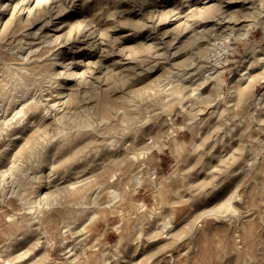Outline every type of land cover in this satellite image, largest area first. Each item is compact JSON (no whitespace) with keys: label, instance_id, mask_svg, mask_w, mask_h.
<instances>
[{"label":"rangeland","instance_id":"rangeland-1","mask_svg":"<svg viewBox=\"0 0 264 264\" xmlns=\"http://www.w3.org/2000/svg\"><path fill=\"white\" fill-rule=\"evenodd\" d=\"M256 17L264 0H0V264H264V78L229 84L263 25L219 43ZM44 193L47 235L21 230Z\"/></svg>","mask_w":264,"mask_h":264},{"label":"bare ground","instance_id":"bare-ground-1","mask_svg":"<svg viewBox=\"0 0 264 264\" xmlns=\"http://www.w3.org/2000/svg\"><path fill=\"white\" fill-rule=\"evenodd\" d=\"M181 1V0H180ZM219 1V0H218ZM11 2V1H10ZM157 2V1H156ZM189 2V1H188ZM191 2V1H190ZM193 2V1H192ZM54 3V2H53ZM260 3V2H259ZM167 4V3H166ZM191 4V3H190ZM249 4V3H248ZM247 4V5H248ZM254 4H255V2H254ZM60 5V4H59ZM179 5V4H178ZM189 5V4H188ZM195 5V4H194ZM251 4H249L248 6L249 7H251L250 6ZM25 6V5H24ZM57 6V5H56ZM150 6V5H149ZM197 6V5H196ZM221 6V5H220ZM255 6V5H254ZM253 6V7H254ZM175 7H177V6H175ZM191 7V6H190ZM201 7V6H200ZM237 7V6H236ZM257 7V6H256ZM59 8V7H58ZM123 8V7H122ZM155 8V7H154ZM192 8V7H191ZM197 8H198V6H197ZM213 8L214 7H212V6H209V7H207V9L205 10V12L206 13H208V14H211L212 12H213ZM240 8V7H239ZM238 8V9H239ZM261 8V7H260ZM46 9V8H45ZM230 9V8H229ZM60 10V9H59ZM62 10V9H61ZM188 10V9H187ZM186 10V11H187ZM191 10H193V9H191ZM195 10V9H194ZM231 10H232V8H231ZM237 10V9H236ZM217 11V10H216ZM225 11V10H224ZM258 11H259V9H258ZM53 12V11H52ZM57 12V11H56ZM136 12V11H135ZM194 12V11H193ZM230 12H232V11H230ZM259 12H261V11H259ZM219 13V12H218ZM224 13V12H223ZM262 13V12H261ZM54 14V13H53ZM59 14V13H58ZM185 14V13H184ZM221 14V13H220ZM257 14V13H256ZM181 15H183V14H181ZM190 15V14H189ZM228 15V14H227ZM238 15V14H237ZM239 15H240V13H239ZM253 15V14H252ZM177 16V15H176ZM245 16V15H244ZM50 17H52V16H50ZM171 17V16H170ZM189 17V16H188ZM205 17V16H204ZM224 17V16H223ZM222 17V18H223ZM45 18H47V17H45ZM53 18V17H52ZM193 18V17H192ZM211 18V17H210ZM216 18V17H215ZM215 18H214V20H215ZM176 19V18H175ZM182 19V18H181ZM217 19V18H216ZM221 19V18H220ZM245 19V18H244ZM42 20V19H41ZM48 20V19H47ZM178 20V19H177ZM189 20V19H188ZM192 20V19H191ZM210 20V19H209ZM212 20V19H211ZM223 20V19H222ZM226 20V19H225ZM230 20V19H229ZM246 20V19H245ZM249 20V19H248ZM55 21V20H54ZM185 21V20H184ZM195 21V20H194ZM201 21H202V19H201ZM204 21V20H203ZM202 21V22H203ZM216 21V20H215ZM221 21V20H220ZM228 21V20H227ZM237 21V20H236ZM240 21V20H239ZM9 22V21H8ZM49 22V21H48ZM51 22V21H50ZM189 22V21H188ZM197 22V21H196ZM210 22V21H209ZM209 22H207L206 24H208ZM213 22V21H212ZM175 23V22H174ZM176 23H178V22H176ZM192 23H194V22H192ZM9 24V23H8ZM198 24H201V22L199 23L198 22ZM203 24H205V23H203ZM211 24V23H210ZM221 24V23H220ZM223 24H225V23H223ZM238 24V23H237ZM263 25V28H264V21L263 20H261L259 17H256L254 20H252L251 19V21L250 22H248V23H246V24H244L243 26H239V27H235V26H227V23H226V25L225 26H227V27H224L223 29L224 30H226L228 27H229V29H232L222 40H221V42H219L220 43V45H221V43L222 44H224V45H227L228 43H231L233 40H236V39H240V38H243V37H246V36H248L249 35V33H250V31H251V28L254 26V25ZM5 25H7V24H5ZM44 25V24H43ZM212 25V24H211ZM8 26V25H7ZM60 26V25H59ZM198 26V25H197ZM200 26V25H199ZM207 26H209V24L207 25ZM217 27H218V25H216ZM220 26V25H219ZM183 27V26H182ZM195 27V26H194ZM212 27H215V26H212ZM221 27H222V25H221ZM231 27V28H230ZM58 28V27H57ZM202 28V27H201ZM216 28V27H215ZM197 29H198V27H197ZM204 29V28H203ZM228 29V30H229ZM156 30V29H155ZM205 30H206V28H205ZM194 31V30H193ZM209 31V30H208ZM214 31V30H213ZM217 31V30H216ZM221 31H223V30H221ZM185 32V31H184ZM203 33V32H202ZM211 33V32H210ZM209 33V34H210ZM50 34V33H49ZM133 34V33H132ZM205 34V33H204ZM181 35V34H180ZM192 35V34H191ZM213 35V34H212ZM218 35V34H217ZM220 35H221V33H220ZM224 35V34H223ZM43 36H46V35H43ZM93 36V35H92ZM96 36V35H95ZM130 36V35H129ZM207 36H208V34H207ZM206 36V37H207ZM216 36V35H215ZM58 37V36H57ZM126 37H128V36H126ZM131 37H134V34H133V36H131ZM171 37V36H170ZM180 37V36H179ZM218 37V36H217ZM45 38V37H44ZM213 38V37H212ZM52 39V38H51ZM58 39V38H57ZM86 39H88V38H86ZM194 39H195V37H194ZM197 39V38H196ZM215 39V38H214ZM213 39V40H214ZM104 40V39H103ZM198 40V39H197ZM207 40V39H206ZM216 40V39H215ZM220 40V39H219ZM57 41V40H56ZM70 41V40H69ZM94 42V41H93ZM216 42H218L217 40H216ZM263 42H264V38H263ZM29 43V42H28ZM219 43H217V48H219ZM28 45V44H27ZM83 45V44H82ZM94 45V44H93ZM146 46V45H145ZM214 46V45H213ZM35 47V46H34ZM215 47V48H216ZM25 48V47H24ZM28 48H30V46L28 47ZM32 48V47H31ZM95 48V47H94ZM109 49V48H108ZM200 49V48H199ZM223 49V48H222ZM28 50V49H27ZM36 50V49H35ZM260 50H262L260 53V55L259 56H257V53L256 54H254V52H252L251 53V55L249 54V55H247L246 56V58L244 59L245 60V63H243L244 64V67L242 68V70H240V72H238V75H236V76H232L233 78H231V80L229 81V84L231 85V86H233V85H235L236 83H237V81H239L240 83H241V92H243V90L244 89H248L250 86H252V85H254L256 82H258V80H260V79H263L264 78V46L263 47H261V49H259V51ZM33 51V50H32ZM216 51V50H215ZM34 52V51H33ZM73 53V52H72ZM223 53V52H222ZM202 54V53H201ZM210 55V54H209ZM214 55L216 56L215 58H213L212 57V59L214 60H216L215 61V64H217V62H219V60H218V58H219V56H217V53H214ZM222 55V54H221ZM254 55L256 56L255 58H253L254 57ZM57 56V55H56ZM84 56V55H83ZM104 56V55H103ZM199 57V56H198ZM209 57V56H208ZM113 58V57H112ZM87 60H88V58H86ZM91 59V58H90ZM118 59H120V58H118ZM205 59V58H204ZM211 59V60H212ZM67 60V59H66ZM75 60V59H74ZM110 60V59H109ZM73 61V60H72ZM78 61V60H77ZM130 61V60H129ZM210 61V60H209ZM208 61V62H209ZM156 62V61H155ZM159 62H161V61H159ZM56 63V62H55ZM64 63V62H63ZM72 63V62H71ZM70 63V64H71ZM80 63V62H79ZM207 63V62H206ZM210 63H211V61H210ZM76 64V63H75ZM84 64V63H83ZM194 64V63H193ZM203 64V63H202ZM214 64V63H213ZM66 65V64H65ZM85 65V64H84ZM86 65H87V62H86ZM91 65V64H90ZM130 65V64H129ZM142 65V64H141ZM140 65V66H141ZM204 65V64H203ZM218 65V64H217ZM83 66V65H82ZM93 67V66H92ZM91 67V68H92ZM202 67V66H201ZM206 67V66H205ZM255 67H256V69H259V71H257L256 73H252V69H255ZM109 68V67H108ZM198 68V67H197ZM196 68V69H197ZM70 69V68H69ZM82 69V68H81ZM186 69V68H185ZM201 69V68H200ZM203 69V68H202ZM210 69V68H209ZM71 70V69H70ZM92 70V69H91ZM112 70V69H111ZM222 70V69H221ZM220 70V71H221ZM83 72V71H82ZM82 72H81V75H83L82 74ZM90 73V72H89ZM183 73V72H182ZM190 73V72H189ZM214 73V72H213ZM212 73V74H213ZM195 74V73H194ZM191 75V74H190ZM51 76V75H50ZM58 76V75H57ZM69 76V75H68ZM75 76V75H74ZM237 76H239V77H237ZM65 77V76H64ZM204 77V76H203ZM55 78V77H54ZM68 78V77H67ZM75 78V77H74ZM166 78V77H165ZM185 77H183V79H184ZM186 81V80H185ZM187 82V81H186ZM189 82V81H188ZM236 82V83H235ZM55 83V82H54ZM233 83V84H232ZM196 84V83H195ZM201 85V84H200ZM212 85V84H211ZM237 86V85H236ZM67 87V86H66ZM213 87V86H212ZM196 88V87H195ZM209 89V88H208ZM213 89V88H212ZM236 91V90H235ZM52 92V91H51ZM66 92V91H65ZM208 92V91H207ZM18 93H20V92H18ZM23 93V92H22ZM21 94V93H20ZM160 94V93H159ZM24 95H25V93H24ZM27 95V94H26ZM209 95V94H208ZM18 96V95H17ZM238 96V95H237ZM243 96V95H242ZM54 97V96H53ZM69 96H67V98H68ZM256 97H258V96H256ZM25 98V97H24ZM83 98V97H82ZM18 99V98H17ZM40 99V98H39ZM63 99V98H62ZM61 99V100H62ZM73 99V98H72ZM38 99H36V101H37ZM241 100H242V98H241ZM41 101V100H40ZM43 101V100H42ZM72 101H74V99L72 100ZM18 102V101H17ZM23 102V101H22ZM75 102V101H74ZM34 103H35V98H34ZM38 103H39V101H38ZM47 103H49V102H47ZM17 104V103H16ZM20 104H21V102H20ZM43 104V103H42ZM52 104H53V102H52ZM57 104V103H56ZM11 105H12V103H11ZM28 105H30V104H28ZM37 105V104H36ZM35 105V106H36ZM11 107V106H10ZM26 107H27V105H26ZM46 107V106H45ZM55 107V106H54ZM29 108H31V107H29ZM12 109V108H11ZM17 109V108H16ZM20 109V108H19ZM40 109V108H39ZM86 109V108H85ZM30 110V109H29ZM42 110V109H41ZM13 111V110H12ZM19 111H22V110H19ZM89 111V110H88ZM87 111V112H88ZM14 112V111H13ZM84 112V111H83ZM20 114H18L17 112L15 113V114H13V116L12 117H9V118H6V121H4L3 120V122L6 124L5 125V127H9L10 125H12L13 123H15L14 121H16V119L17 118H20V117H22L23 116V111L22 112H19ZM48 113V112H47ZM68 113V112H67ZM25 115H26V113H24ZM76 114V113H75ZM85 114V113H84ZM10 115V114H9ZM18 115H19V117H18ZM40 115V114H39ZM38 115V116H39ZM51 115V114H50ZM64 115V114H63ZM78 115V114H77ZM87 115H89V113L88 114H86V117H87ZM8 116V115H7ZM61 116V115H60ZM6 117V116H5ZM62 117H64V116H62ZM61 117V118H62ZM78 117V116H77ZM2 118H3V116H2ZM55 119H56V117H55ZM173 119V118H172ZM32 120V119H31ZM63 120V119H62ZM61 120V121H62ZM59 121V120H58ZM262 121V120H261ZM82 123V122H81ZM87 124V123H86ZM90 124V123H89ZM45 126H47V125H45ZM50 126V125H49ZM88 126V125H87ZM48 128V127H47ZM1 129V128H0ZM20 129H22V128H20ZM7 130V129H6ZM5 131V130H4ZM62 131V130H61ZM9 133H10V131H9ZM16 134H18V133H16ZM240 133H238V135H239ZM14 136V135H13ZM52 136V135H51ZM13 138V137H12ZM51 138V137H50ZM240 138V137H239ZM22 139V138H21ZM14 141V140H13ZM24 142V141H23ZM27 142V141H26ZM45 142H46V140H45ZM69 142V141H68ZM7 143V142H6ZM239 143V142H238ZM13 144V143H12ZM46 144V143H45ZM48 144V143H47ZM39 145V144H38ZM41 145H44V144H41ZM26 146V145H25ZM240 146V145H239ZM39 147V146H38ZM36 148H37V145H36ZM42 149H43V147H42ZM37 150V149H36ZM39 150V149H38ZM33 151V150H32ZM40 151V150H39ZM147 152H149V150H142V151H139L138 153H134L133 155H131V157H133V158H145V156L147 155L146 153ZM233 152V151H232ZM37 153V152H36ZM42 153V152H41ZM40 153V154H41ZM175 153H176V155H177V157H179L182 153H183V151H182V149L178 146V144H176L175 143ZM52 156V155H51ZM36 157H37V155H36ZM38 157H39V155H38ZM41 158V157H40ZM147 158V157H146ZM37 160H39V158L37 159ZM49 160V159H48ZM40 161V160H39ZM49 161H51V160H49ZM37 162V161H36ZM251 162V161H250ZM20 163V162H19ZM251 164V163H250ZM145 165V164H144ZM16 166V165H15ZM39 167H40V164H39ZM145 166H141L139 169H137V171H135L133 174H134V178H135V180L137 181V183H139V185L141 186L143 183H144V178H143V175H144V168ZM149 167V166H148ZM12 169V168H11ZM3 170H4V168H3ZM5 170H6V168H5ZM8 170V169H7ZM175 170V169H174ZM14 172H15V170H14ZM41 172V171H40ZM173 173V175H174V172H173V170H171V171H169L167 174H165L163 177L165 178V179H167V178H169L170 177V175ZM11 175L13 174L12 172L10 173ZM36 174V173H35ZM39 174V173H38ZM74 174V173H73ZM116 174V173H115ZM132 174V175H133ZM29 175V174H28ZM27 175V176H28ZM31 175V174H30ZM34 174H32L31 176H32V178H30V180L32 179L33 180V177L35 176H33ZM70 175V174H69ZM84 175V174H83ZM147 175L149 176V178H150V180L152 181V182H154V184L157 186V187H160V185L156 182V178L154 177V174L149 170L148 172H147ZM14 176V175H13ZM38 176H41V174L40 175H38ZM0 177H2L1 179H6V173H3L2 174V176H0ZM113 177V176H112ZM116 177H117V175H116ZM115 177V178H116ZM133 177V176H132ZM65 178V177H64ZM72 178V177H71ZM114 178V179H115ZM34 179H35V177H34ZM65 179H67V178H65ZM113 179V180H114ZM147 179V178H146ZM56 180V179H55ZM33 181H35V180H33ZM37 181H39V180H37ZM51 181V180H50ZM49 181V182H50ZM63 181V180H62ZM68 181V180H67ZM53 182V181H52ZM74 182V181H73ZM54 184V183H53ZM102 184V183H101ZM59 185V184H58ZM60 185H61V183H60ZM49 186V185H48ZM51 186V185H50ZM78 186V185H77ZM62 187V186H61ZM48 188V187H47ZM4 189H5V187H4ZM25 189V188H24ZM21 190V189H19L18 187L16 188V187H13V188H11V190H9V191H3V194H4V196L6 197V196H8V194L9 193H11V194H13L14 192H17V193H19V195H20V197L22 196V197H24V195H25V193H27L25 190ZM97 189V188H96ZM9 192V193H8ZM81 192V191H80ZM7 193V194H6ZM16 193V194H17ZM78 193V192H77ZM93 193V192H92ZM107 193H108V196H109V199H108V204L107 205H116L115 203L116 202H118V200H120L121 199V197H122V193L120 192V191H118L117 189L115 190L114 188H108V190H107ZM45 194V193H44ZM51 194V193H50ZM75 194V193H74ZM97 194V193H96ZM40 195V194H39ZM78 195V194H77ZM93 195H94V193H93ZM93 195H91V196H93ZM59 196V195H58ZM77 197V196H76ZM76 197H75V199H76ZM78 197H79V195H78ZM40 199L39 200H31V199H29V200H25V207H26V212L27 213H29V217L28 218H26V219H21V221L20 222H18L19 224L17 225V226H19L20 225V229L22 230V228L23 227H28V226H32L33 228H34V230H40V231H42L43 232V236H46L47 234L45 233V230H44V228H45V226H47V225H49V224H51L52 223V219L50 218V219H47L46 218V215H45V213H47L51 208H54L55 207V205L57 204V201H52L51 199H49V198H51V197H49V195L48 194H45V195H43L42 196V198L41 197H39ZM32 199H34V198H32ZM92 200V199H91ZM24 201V200H23ZM91 202V201H90ZM60 203V202H59ZM233 204V203H232ZM100 204L98 203V201H97V197H94L93 198V200H92V202L90 203V205H89V208H91V207H93V206H99ZM59 206H60V204H59ZM61 207V206H60ZM60 207H58V208H60ZM233 207V206H232ZM153 208V207H152ZM154 209V208H153ZM236 209V208H235ZM232 210V209H231ZM120 211V210H119ZM122 211V210H121ZM124 212V211H123ZM156 213V212H155ZM235 214V213H234ZM237 214V213H236ZM98 214H97V212L96 211H93V215H91V217H89L90 219H92V218H94V217H96ZM151 216L152 217H154V214L152 213L151 214ZM222 216H224V215H221V217ZM227 216V215H226ZM225 216V217H226ZM48 217V216H47ZM10 218H12V217H10ZM19 218V217H18ZM9 219V218H8ZM165 222V221H164ZM170 222V221H169ZM163 226H166V222L163 224ZM31 227V228H32ZM30 228V227H29ZM28 228V229H29ZM164 229V228H163ZM30 230V229H29ZM65 230H67V228L66 229H64V231ZM35 232V231H34ZM84 233H85V231L83 232V235H84ZM86 234V233H85ZM40 241V240H39ZM49 239H47L46 238V240L44 241V242H47V243H49ZM72 247H74V246H71L70 247V249H69V251H72L71 253H76L75 252V250H73L74 248H72ZM8 248V246H5L3 249H4V251H6V249ZM16 250V249H15ZM0 253H2V252H0ZM120 254H121V251H120ZM2 255V254H1ZM10 255V254H9ZM114 255V254H113ZM1 257V256H0ZM2 258V257H1ZM0 258V259H1ZM19 258V257H18ZM73 260H75L76 259V257L75 258H72ZM71 259V260H72ZM72 260V261H73ZM9 262V261H8ZM11 262H13V261H11ZM11 262H10V264H11ZM13 264V263H12Z\"/></svg>","mask_w":264,"mask_h":264},{"label":"crops","instance_id":"crops-1","mask_svg":"<svg viewBox=\"0 0 264 264\" xmlns=\"http://www.w3.org/2000/svg\"><path fill=\"white\" fill-rule=\"evenodd\" d=\"M171 161H172V159L169 158L168 156H163V164H165L166 166H168L171 163ZM144 198L145 197H143V202H144Z\"/></svg>","mask_w":264,"mask_h":264},{"label":"built area","instance_id":"built-area-1","mask_svg":"<svg viewBox=\"0 0 264 264\" xmlns=\"http://www.w3.org/2000/svg\"><path fill=\"white\" fill-rule=\"evenodd\" d=\"M150 167V166H149ZM153 174H154V177L157 178L158 176V168L157 167H154L152 170H150Z\"/></svg>","mask_w":264,"mask_h":264}]
</instances>
